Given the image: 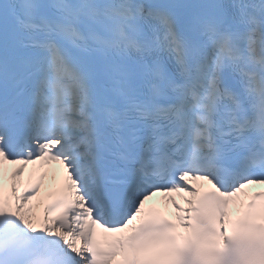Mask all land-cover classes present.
Returning a JSON list of instances; mask_svg holds the SVG:
<instances>
[{"label":"snow or ice","instance_id":"1","mask_svg":"<svg viewBox=\"0 0 264 264\" xmlns=\"http://www.w3.org/2000/svg\"><path fill=\"white\" fill-rule=\"evenodd\" d=\"M0 264H264V0H0Z\"/></svg>","mask_w":264,"mask_h":264},{"label":"bare ground","instance_id":"2","mask_svg":"<svg viewBox=\"0 0 264 264\" xmlns=\"http://www.w3.org/2000/svg\"><path fill=\"white\" fill-rule=\"evenodd\" d=\"M15 166L12 165V166H9L7 167L9 172H11V170L14 168ZM42 172H47V176H45L44 180H43V187L41 189V192L38 196V201L43 198L45 196V194L47 192H49L50 190H52V187H53V183L56 181V179L54 178V175L48 171L47 169H43V170H39L36 172V174L40 175L42 174ZM24 178V177H23ZM253 189H254V186H253ZM42 208H43V205L41 204L38 208H37V211L40 212L42 211ZM173 214H174V210L171 211Z\"/></svg>","mask_w":264,"mask_h":264}]
</instances>
